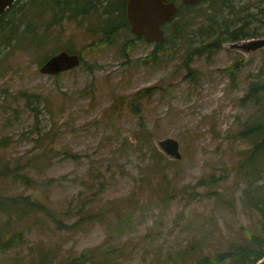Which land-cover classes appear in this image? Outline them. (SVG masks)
Returning <instances> with one entry per match:
<instances>
[{
	"label": "rangeland",
	"instance_id": "374dc122",
	"mask_svg": "<svg viewBox=\"0 0 264 264\" xmlns=\"http://www.w3.org/2000/svg\"><path fill=\"white\" fill-rule=\"evenodd\" d=\"M228 1L210 14L200 1L190 10L196 24L181 35L165 29L160 48L130 29L102 41L97 11L50 25V8L35 18L40 49L0 47V166L20 163L34 179L0 176V189L71 211L68 223L83 206L101 215L69 232L33 226L22 248L0 254V264L17 253L25 258L40 241L61 242L58 260L103 244L124 250L115 264H161L172 253L174 262L189 264L179 253L188 246L215 257L257 232L260 215L233 184L247 145L230 137L251 109L240 100L264 66V51L247 56L224 38L240 29L263 37L264 0ZM61 50L80 54L81 65L42 74ZM166 137L179 142L180 159L159 146Z\"/></svg>",
	"mask_w": 264,
	"mask_h": 264
},
{
	"label": "trees",
	"instance_id": "16d2710c",
	"mask_svg": "<svg viewBox=\"0 0 264 264\" xmlns=\"http://www.w3.org/2000/svg\"><path fill=\"white\" fill-rule=\"evenodd\" d=\"M174 1H180L179 10L170 21L164 24V29L167 33L176 35L188 33V28L196 24V17L191 15L190 10L199 3L186 5L181 0ZM207 1L208 7L205 10L209 14L211 10L217 11V7L226 6L229 2L228 0ZM126 2L127 0L121 2H114V0H18L0 18V47H9L15 44L19 46L26 43L29 47L40 49L42 39L37 37L36 31L42 24L41 20L39 24L35 18L37 15L39 19H43L47 8L53 12L50 25H62L65 18L71 20L80 17V15L86 17L97 11L102 17L103 39L101 40L107 43L116 32L124 29L131 30L125 13ZM37 6L40 7L39 12ZM262 11L264 12V6ZM180 15L182 20H178ZM208 19L216 21L214 17L210 18V15ZM205 26H207L206 32L212 28V25L208 23L201 29ZM249 36L254 37L255 33L240 29L231 31L228 37L224 36V40L235 41ZM137 39L144 38L137 35ZM218 39L210 46L217 47ZM162 45L156 44V47L160 48ZM240 101L243 105L251 104V109L241 122L240 129L230 137L232 142L244 141L247 145L241 151L239 161L235 166L233 184L242 187V204L259 213L258 229L257 232L249 235L245 243L234 244L215 257L203 254L197 244L186 247L179 253L181 259H190L189 264H220L227 260L232 264H257L264 257V66L257 75V79L249 83L247 92ZM154 167L160 168V164L155 160ZM23 170L25 167H21L20 163L11 167L9 162H5L0 166V176L13 177L32 183L34 179ZM210 178L211 186L218 184V180L214 176ZM212 192L216 194L217 191L213 190ZM90 208L95 209V207L86 208L83 206L78 211L80 218L68 223L71 211L59 209L50 202L32 195L23 193L10 195L0 189V254L8 255L10 251L18 247L22 248L24 240L33 226L40 225V229L44 233L61 232V230L69 232L79 228L85 221L99 220L101 215ZM61 250V242L46 244L40 241L35 246L28 247V255L25 258L20 257L17 253L13 261L6 264H115L122 258L124 252L119 247L109 248L107 245L101 244L84 249L80 253H75L70 249L65 251L63 257L58 260ZM170 255V260H165L160 256L158 262L178 264L174 262L178 258H175L173 253L168 254V257Z\"/></svg>",
	"mask_w": 264,
	"mask_h": 264
},
{
	"label": "water",
	"instance_id": "95a60500",
	"mask_svg": "<svg viewBox=\"0 0 264 264\" xmlns=\"http://www.w3.org/2000/svg\"><path fill=\"white\" fill-rule=\"evenodd\" d=\"M17 1L0 0V18ZM200 1L181 0L186 5H195ZM178 10L179 5L174 0H127L125 13L133 34L142 36L148 43L162 44L166 40L164 24L170 21ZM224 46L250 56L258 50H264V36L228 41ZM81 63L80 54L61 50L41 65L40 72L45 75H57L77 68ZM159 146L169 156L177 159L182 157L179 142L175 138L166 137L159 141ZM257 264H264V257Z\"/></svg>",
	"mask_w": 264,
	"mask_h": 264
}]
</instances>
